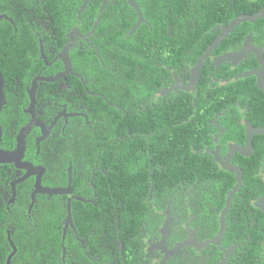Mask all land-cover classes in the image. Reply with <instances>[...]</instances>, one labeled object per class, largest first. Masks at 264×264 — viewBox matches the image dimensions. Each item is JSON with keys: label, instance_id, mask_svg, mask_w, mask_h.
<instances>
[{"label": "flooded vegetation", "instance_id": "1", "mask_svg": "<svg viewBox=\"0 0 264 264\" xmlns=\"http://www.w3.org/2000/svg\"><path fill=\"white\" fill-rule=\"evenodd\" d=\"M35 1L0 14L40 26L49 72L23 87L0 71V151L35 120L20 162L36 173L0 164L5 264H264V0H106L101 14L103 0ZM57 77L37 84L31 108L33 80ZM108 158L121 180L105 178L108 210L128 208L115 197L122 173L141 174L146 214L129 239L106 219L80 236L72 215L74 203L98 207ZM185 166L198 171L178 182Z\"/></svg>", "mask_w": 264, "mask_h": 264}, {"label": "trees", "instance_id": "2", "mask_svg": "<svg viewBox=\"0 0 264 264\" xmlns=\"http://www.w3.org/2000/svg\"><path fill=\"white\" fill-rule=\"evenodd\" d=\"M17 0H11L10 2L8 0H0V14L5 13L7 11V7L10 8L11 4ZM19 2L16 4H20L21 6H24L26 3L24 0H18ZM42 6L45 7V10L49 9H55L57 6H62L61 4L65 2V0H41ZM30 3H37L35 0H30ZM9 4V5H8ZM38 4V3H37ZM74 5H82V2H76V0H73V3L69 5L71 8ZM99 1L93 4V12L96 13L98 10ZM19 8V7H18ZM35 9V7H33ZM66 10L64 11V13ZM83 13L85 14V17H82ZM87 12H82L81 14V20L83 21L86 18ZM68 18L64 15L63 17H59L56 20V25H53V27H56L55 31L58 32L59 38H63V27L59 25L60 20H72V16L67 15ZM31 21H34V15L30 16ZM61 18V19H60ZM16 25L12 26L11 24L7 22H1L0 23V71L2 72L4 78L7 81H13L16 82V78L19 76H22L20 79V83L23 82V87L25 85H29L30 80L37 76L43 69V75H48L49 72L47 71L48 68H45L44 64L38 60L39 59V39L35 34L36 30L40 29V26H35L33 24H28L27 29L22 28L18 21H15ZM14 27L17 28V30H14ZM91 28V25L89 29ZM99 28L98 30H100ZM32 30V31H31ZM44 35H41V40L43 39ZM86 55V53H82L81 56ZM87 58V57H85ZM37 60V61H36ZM85 72V71H84ZM83 74V71L81 72ZM129 74V73H128ZM15 88H11V92ZM90 90V89H89ZM9 91V90H8ZM80 92L85 93L82 88H80ZM5 93L7 95L6 89ZM25 100H27L25 96ZM89 103H91V98H88L87 100ZM91 117V115H90ZM87 132V130H85ZM105 166L112 167V171L107 173V176L104 177L100 173L95 177L94 185L97 186L99 192V202H97L98 207L94 206H87L82 204L74 203L72 206V215L74 219H78L79 221V227L78 232L80 233V236H86L87 232L89 231V227L86 224L87 219H91V227L92 224L94 226L98 227V229H104L105 226L102 222V220L106 219L108 220V225L110 226V221H114V224L111 225L110 229L112 227H116L118 225L119 227V233L124 234L122 231L125 229V234L127 235V239L131 238L134 233V227L139 228V222L142 220V217L145 216L146 210L142 208H138L137 204L142 203V201L145 199L143 192L144 188L140 185L139 177H141V174L139 173H128V175L122 173L123 180H125V184L123 186V189H125L124 194L120 195L119 192L115 195L116 198H123L125 205H127L128 208L122 209V210H108V206H105L106 199H107V192H104V186H106L105 178L109 180L108 184H119L120 183V163L118 161L109 160L107 162L103 163ZM101 165V162H99V166ZM186 170L182 171H175L173 172V176L176 180L180 181H188L191 180V174H194V171H198L197 168L187 167L185 166ZM194 170V171H193ZM92 179V175H91ZM93 184V180H92ZM140 184V185H139ZM91 198H92V192H91ZM107 215H110V218L107 217ZM100 221V222H99ZM118 234V233H117ZM90 242V241H89ZM91 245V243H90ZM110 247H114L112 242L109 243ZM131 246H129L130 250ZM88 249V247H87ZM81 250V249H80ZM89 250V249H88ZM102 251V249H101ZM10 254V249L7 246V243L5 241V235L3 231L0 229V264H5L7 257ZM15 260H20V258L15 255L13 257L12 262H15Z\"/></svg>", "mask_w": 264, "mask_h": 264}, {"label": "water", "instance_id": "3", "mask_svg": "<svg viewBox=\"0 0 264 264\" xmlns=\"http://www.w3.org/2000/svg\"><path fill=\"white\" fill-rule=\"evenodd\" d=\"M133 0H129L130 4L133 6ZM106 4V0H103V5H102V8H101V12L100 14L103 12V9H104V6ZM136 7V6H135ZM6 17L4 16H0V20L2 19H5ZM71 48V45L70 46H67L64 51H63V55L61 57H65L66 55V52L68 51V49ZM66 70H67V73L65 74H62V75H67L68 72H70V68L69 66L66 64L65 66ZM58 79L57 78H36L33 80L32 82V87H31V90L29 91V95H30V98H31V108H33L34 106V97H35V90L37 88V84L39 82H54ZM3 77H2V74L0 72V112H1V109L3 107V105L5 104V100H4V96H3ZM34 122L35 120L33 119V121L25 128L23 129L19 136H18V139H17V149L11 153V154H7V153H4V152H1L0 151V164H11V163H15L16 167H19V168H23V169H26L28 171V175H34L36 173V170H33V168L30 166V165H22L21 164V158H22V155H23V152H24V139L25 137L27 136V134L30 132L31 128L34 126ZM257 134H263V131L261 130H258L256 131ZM0 138H1V130H0ZM62 192V191H61ZM257 206L261 209L264 210V198L261 199L258 203H257ZM68 212H69V216H70V203H69V207H68Z\"/></svg>", "mask_w": 264, "mask_h": 264}]
</instances>
